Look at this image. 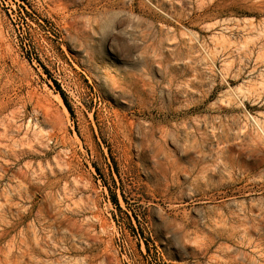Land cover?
I'll use <instances>...</instances> for the list:
<instances>
[{
	"label": "rangeland",
	"instance_id": "rangeland-1",
	"mask_svg": "<svg viewBox=\"0 0 264 264\" xmlns=\"http://www.w3.org/2000/svg\"><path fill=\"white\" fill-rule=\"evenodd\" d=\"M0 264H264V0H0Z\"/></svg>",
	"mask_w": 264,
	"mask_h": 264
},
{
	"label": "trees",
	"instance_id": "trees-1",
	"mask_svg": "<svg viewBox=\"0 0 264 264\" xmlns=\"http://www.w3.org/2000/svg\"><path fill=\"white\" fill-rule=\"evenodd\" d=\"M54 83H55V85L57 87L58 92L60 93L61 97L63 98V100L65 102V105L67 106V108L69 109V111L71 113H73L72 112V108H71L70 104L68 103V101L66 99V95H65L64 91L62 90L61 86L59 85V83L56 80L54 81Z\"/></svg>",
	"mask_w": 264,
	"mask_h": 264
},
{
	"label": "bare ground",
	"instance_id": "bare-ground-1",
	"mask_svg": "<svg viewBox=\"0 0 264 264\" xmlns=\"http://www.w3.org/2000/svg\"><path fill=\"white\" fill-rule=\"evenodd\" d=\"M125 24V23H124ZM155 53V52H154ZM188 65V64H187ZM124 96V95H123Z\"/></svg>",
	"mask_w": 264,
	"mask_h": 264
}]
</instances>
